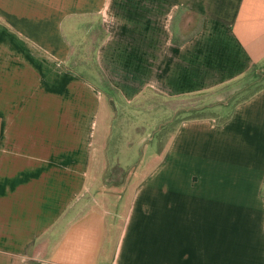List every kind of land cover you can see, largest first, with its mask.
I'll return each mask as SVG.
<instances>
[{
  "label": "crops",
  "instance_id": "1",
  "mask_svg": "<svg viewBox=\"0 0 264 264\" xmlns=\"http://www.w3.org/2000/svg\"><path fill=\"white\" fill-rule=\"evenodd\" d=\"M104 93L201 115L118 186ZM0 264H264V0H0Z\"/></svg>",
  "mask_w": 264,
  "mask_h": 264
},
{
  "label": "rangeland",
  "instance_id": "2",
  "mask_svg": "<svg viewBox=\"0 0 264 264\" xmlns=\"http://www.w3.org/2000/svg\"><path fill=\"white\" fill-rule=\"evenodd\" d=\"M195 106L196 100L188 97H155L144 102H126L115 96L110 102L104 93L97 131L106 127L107 135H110L108 174L116 169L121 178L107 182L120 186L126 175L140 179L156 172L159 161L173 142L177 124L201 115L196 114ZM138 183L136 180L126 182L128 188L137 187Z\"/></svg>",
  "mask_w": 264,
  "mask_h": 264
}]
</instances>
